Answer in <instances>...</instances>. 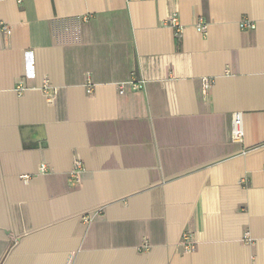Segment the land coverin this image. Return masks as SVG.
<instances>
[{"label":"crops","instance_id":"obj_1","mask_svg":"<svg viewBox=\"0 0 264 264\" xmlns=\"http://www.w3.org/2000/svg\"><path fill=\"white\" fill-rule=\"evenodd\" d=\"M0 264H264V0H0Z\"/></svg>","mask_w":264,"mask_h":264},{"label":"built area","instance_id":"obj_2","mask_svg":"<svg viewBox=\"0 0 264 264\" xmlns=\"http://www.w3.org/2000/svg\"><path fill=\"white\" fill-rule=\"evenodd\" d=\"M83 21H86V18L84 17L82 20H71L65 22L59 29V31L67 36H70L71 38H75L77 35H79V31L81 29ZM171 25L177 29V34L179 31V19L176 15H173L170 19ZM246 26L255 27L254 23H245ZM2 28L4 31L8 32L9 27L6 23L2 24ZM197 30L202 33H206L207 31V24L200 19V21L197 24ZM129 84L133 89H139L143 87V81H135L134 79L129 82H123L119 84V89L121 92L124 91L125 85ZM94 82L92 80V77L90 74L87 75L86 79V90L88 93H92L94 90ZM210 86V82L205 79L204 81V87L208 88ZM49 87L48 83H45V88L47 89ZM244 127H243V114L241 112H235L232 119V130H231V137L234 141L237 142H243L244 141ZM48 170V167L46 165H42L39 169L40 173H45ZM84 171L83 163L76 159L73 162V167L70 171V182L72 185L77 184L81 180V174ZM30 178L29 175H23V179L28 180ZM183 252L184 253H191L195 250L196 244L192 239V235L189 232H185L183 234Z\"/></svg>","mask_w":264,"mask_h":264}]
</instances>
